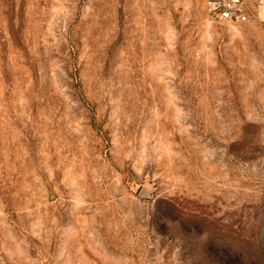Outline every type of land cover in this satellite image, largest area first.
<instances>
[{"label":"rangeland","instance_id":"374dc122","mask_svg":"<svg viewBox=\"0 0 264 264\" xmlns=\"http://www.w3.org/2000/svg\"><path fill=\"white\" fill-rule=\"evenodd\" d=\"M0 264H264V14L0 0Z\"/></svg>","mask_w":264,"mask_h":264},{"label":"built area","instance_id":"2783aa9c","mask_svg":"<svg viewBox=\"0 0 264 264\" xmlns=\"http://www.w3.org/2000/svg\"><path fill=\"white\" fill-rule=\"evenodd\" d=\"M206 3L217 21H246L254 8L264 14V0H206Z\"/></svg>","mask_w":264,"mask_h":264}]
</instances>
